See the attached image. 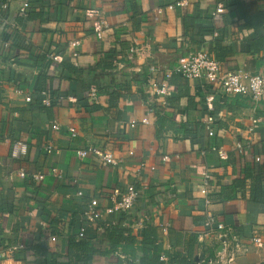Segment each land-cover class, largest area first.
<instances>
[{
  "label": "crops",
  "instance_id": "1",
  "mask_svg": "<svg viewBox=\"0 0 264 264\" xmlns=\"http://www.w3.org/2000/svg\"><path fill=\"white\" fill-rule=\"evenodd\" d=\"M21 1L12 0L8 9L0 10V245H20L0 264H153L161 250L173 262L186 257L188 264H208L226 250L224 236L204 225L207 212L246 247L234 251L229 264L264 262V195L251 196L253 172L246 175L257 166L264 172V98L227 96L204 79L175 73L167 79V104L153 91L164 68L200 48L219 61L222 71L264 75V49L250 50L246 38L253 30L240 28L235 4L227 3L224 12L213 16L218 0H33L30 9L37 15L21 21ZM178 1L184 4L176 5ZM243 1L264 11V0ZM96 21L105 26L100 38L94 34ZM10 22L22 30L8 33ZM7 36L5 49L2 40ZM75 37L80 43L72 57L68 41ZM109 51L114 52L113 67L105 70L118 80L122 74L135 76L144 66L148 70L139 83L129 79L116 108L107 110L103 93H97L91 108L86 91L96 79L92 76L103 72L97 65L111 61ZM62 62L79 72L63 68ZM42 72L46 79L40 86ZM108 73L100 77L106 79ZM38 87L43 89L40 95L35 93ZM209 113L217 125L212 137L203 123ZM143 117L149 122L142 123ZM69 126L76 129L73 137ZM237 140L243 143L242 153L234 148ZM215 143L225 146V158L210 150ZM46 145L53 151L46 152ZM87 145L109 149L120 163L106 164L95 154L78 157L76 149ZM253 154L262 161L255 162ZM50 167L59 174L49 173ZM204 168L212 176L207 204L199 191ZM38 171L42 179L34 177ZM129 182L140 187L134 206L103 214L96 224H85L87 233L78 237L84 201L96 197L101 206L108 205L110 192ZM118 221L127 229L112 239V248L104 233ZM148 226L155 229L153 244L146 241L152 235L143 233ZM253 235L261 238L259 246L248 240ZM70 238L90 240L96 250L106 252L78 258L79 250L69 252Z\"/></svg>",
  "mask_w": 264,
  "mask_h": 264
},
{
  "label": "built area",
  "instance_id": "2",
  "mask_svg": "<svg viewBox=\"0 0 264 264\" xmlns=\"http://www.w3.org/2000/svg\"><path fill=\"white\" fill-rule=\"evenodd\" d=\"M12 0H0V10L5 11L8 9ZM229 0H218L215 5L214 10L212 11V15H218L221 12L225 11L226 4L229 3ZM176 5H183V1H178L175 3ZM30 7V0H22L19 6V12L24 14L26 10ZM173 5H168V8H172ZM161 11V8L158 9ZM94 27V34L96 37L100 38L105 33V26L102 21H96L93 25ZM22 29L16 22H10L7 25L8 33L13 32H20ZM214 35L217 34L216 31H213ZM9 36L2 40V46L6 49L9 47ZM80 40L79 38L75 37L68 41L70 46V53L72 57L77 56L78 54V46ZM131 52H137V48L132 47ZM54 59H57V56H51ZM153 71H156L157 68L155 66H150ZM172 73H178L181 76L190 79H204L208 83L215 87L216 89L220 90L223 94L227 96H234L237 94L244 95L250 97V99L254 101H258L264 98V75L261 73H250L248 71L242 69H234V70H227L222 71L219 67V61L215 59L206 49H196L190 51L186 54H183L178 57V60L174 66L171 68H164L161 72L162 78L153 84V91L159 97H161L162 101L161 104H167L166 96L170 93L167 79ZM86 95L89 98V101L95 103L97 98V89L96 86L91 84L86 91ZM61 97V96H60ZM31 96L27 94L25 96V100L29 101ZM211 95L206 96V101L210 103ZM142 123H148L149 118L143 117L140 119ZM256 120L253 119V122ZM135 120H132L134 123ZM204 128L207 132L208 136H215L217 125L215 123V117L213 114L209 113L203 119ZM52 128L57 129L58 123L53 121ZM252 125L248 128L251 131ZM69 136H75L76 129L74 126L68 127ZM20 150L24 151L25 145L19 144ZM234 148L238 153L243 152V143L241 140H237L234 143ZM53 147L51 145H46L45 150L46 152H52ZM210 150L217 152V154L221 158L226 157V148L221 143L211 144ZM13 152L16 154L18 152L17 145L14 146ZM76 154L78 157L82 158L88 154H95L100 158V160L106 164H111L113 166H117L120 161L116 159L112 152L107 148H102L99 146L87 145L81 146L76 149ZM253 160L255 162L262 161V156L260 154H253ZM168 156L163 155L162 160H167ZM142 165V164H141ZM48 172L52 175H58L59 171L55 167H50ZM23 175V172H20ZM44 174L40 171L34 174L35 178L42 179ZM264 176V172H263ZM200 188L199 191L201 194L205 195V202L206 204L210 202V198L208 197V186L209 181L212 178L210 172L204 168L200 171ZM78 195L82 194L81 190H77L76 192ZM140 188H137L133 182H129L125 185L124 188H114L109 195L110 204L101 206L98 202L96 197H91L88 200L84 201V204L80 210V220L83 221V224L78 228L77 236L82 237L84 236L86 231L85 224H96L102 217L103 214H115L118 212H125L132 208L134 204L137 202L139 197ZM167 224H159L161 228H165ZM204 225L208 228V230H212L218 232L220 237L224 236L223 239V251L226 250L225 255H221L219 251L218 258H210L207 260L208 264H229L234 260V251L238 250H245L246 247L243 245L238 236L232 233L230 227L226 226L222 221L215 219L214 216L207 212L206 218L204 221ZM54 239V237H52ZM255 245L261 244V238L259 236H250L248 239ZM20 245H13L7 248H3L0 245V259L4 257H8L12 254L14 249L19 247ZM159 260L162 264H172L170 262L169 253L165 250H161L158 253ZM175 264H182V263H175Z\"/></svg>",
  "mask_w": 264,
  "mask_h": 264
},
{
  "label": "trees",
  "instance_id": "3",
  "mask_svg": "<svg viewBox=\"0 0 264 264\" xmlns=\"http://www.w3.org/2000/svg\"><path fill=\"white\" fill-rule=\"evenodd\" d=\"M32 1L33 0H30V7L26 10V12L24 14H22V16L19 18V20L23 21V20L34 19V17L37 15V13H35L34 11H32L30 9ZM229 1H230V3L235 4V7L237 8V10L240 14V18H241V22L239 25L240 28H246V29L251 28L253 30V32L251 34H249L246 38L250 50H252L253 52H257L261 49H264V11L258 9L255 4H253V3L247 4L243 0H229ZM215 44H217V42H215ZM113 54H114L113 51H109L107 53V55L109 57H111V61L104 62L102 64L97 65V67L98 66L101 67L100 70H103V72L96 75V76H92V77H96V79L92 82V84L96 86L97 93L106 94V96L108 98L107 110L117 107L118 99H119L120 94H121L120 91H121V89L128 87L130 78L133 79L135 82L139 83L142 81V78L144 77V75L147 73V70H148L147 66H144V68L141 70V72L137 73L135 76L132 75V77H130L128 79L127 78L128 74H122L123 80H118L119 78L112 75V73L106 72V70H105V69H112V67H113V65H112ZM217 57L220 58V56H217ZM41 59H45L44 56H41ZM48 65H49V61H47L45 63V66H48ZM61 65L63 68H66L70 71L79 72V70L75 69V67H73L71 64L62 62ZM92 69H94V71H95L96 68H92ZM92 69H90V70H92ZM86 71H89V70H86ZM0 72H1V70H0ZM105 73H108V77H106V79L103 78L104 76L100 77V75H103ZM175 74L180 76V77H183L178 73H175ZM45 79H46V76H45V74H43V72L38 75V82L40 83V86H43V84L45 83ZM42 90L43 89L41 87H38V89L36 90L35 93H38L40 95ZM86 101L89 103V98L87 97V95H86ZM91 105H93V106H91V108L96 107V105H94V103H92ZM252 172H253V176H251V177H252L253 182H254V187L251 188V196L254 199H256L258 195H261V194L264 195V189L262 188L264 186V176H263V172H262V169L260 166H257L254 170L247 171L246 175L250 176V175H252V174H250ZM135 186L137 188H140L138 185H135ZM126 229L127 228L125 226H123L120 223V221H118L117 223L112 224L110 226V228L105 230L104 234L106 237H108L111 240V247L112 248H114L113 247L114 241H112V239L119 238V237H117L119 234H120V236H122L123 232ZM143 233H145V235H148V234L152 235V238H150L149 240H146V241L153 244V242L155 240V229H154V227L153 226L146 227ZM126 240L128 242L132 243L133 239L131 237H128ZM99 242L101 243L103 241H99ZM67 243H68L69 252L72 251L73 249L79 250L80 253L77 254L76 256L78 258H82V259L90 258L92 256L93 252H96V251L101 252V253L106 252V250H102V249L96 250V248L94 246V242H91L90 240H86L84 238H79L78 240L70 238V239H68ZM187 257H188V259H192L191 255L189 253H188ZM186 259H187L186 257L185 258L181 257L179 259V261H174V262L172 259H170V262L172 264H175V263L188 264ZM153 264H162V262L159 260L158 256H156V261ZM261 264H264V262H262Z\"/></svg>",
  "mask_w": 264,
  "mask_h": 264
}]
</instances>
